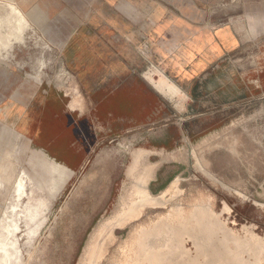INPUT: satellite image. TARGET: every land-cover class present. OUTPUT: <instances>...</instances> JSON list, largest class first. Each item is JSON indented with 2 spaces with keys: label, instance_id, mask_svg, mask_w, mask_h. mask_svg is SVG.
Instances as JSON below:
<instances>
[{
  "label": "rangeland",
  "instance_id": "1",
  "mask_svg": "<svg viewBox=\"0 0 264 264\" xmlns=\"http://www.w3.org/2000/svg\"><path fill=\"white\" fill-rule=\"evenodd\" d=\"M191 4L204 24H231L240 44L208 73L190 113L102 139L81 174L22 148L0 114V264H131L143 233L162 219L179 230L196 203L233 235L246 226L264 240V0ZM13 11L22 15L0 0V106L48 88L81 106L60 47ZM232 136L237 154L224 146ZM184 244L196 254L192 238Z\"/></svg>",
  "mask_w": 264,
  "mask_h": 264
},
{
  "label": "crops",
  "instance_id": "2",
  "mask_svg": "<svg viewBox=\"0 0 264 264\" xmlns=\"http://www.w3.org/2000/svg\"><path fill=\"white\" fill-rule=\"evenodd\" d=\"M7 1L54 39L86 102L72 107L65 93L48 88L0 106L1 120L22 148L72 173L84 171L102 139L190 113L208 73L240 44L231 24L197 19L191 0ZM236 144L232 136L224 146L237 154Z\"/></svg>",
  "mask_w": 264,
  "mask_h": 264
},
{
  "label": "bare ground",
  "instance_id": "3",
  "mask_svg": "<svg viewBox=\"0 0 264 264\" xmlns=\"http://www.w3.org/2000/svg\"><path fill=\"white\" fill-rule=\"evenodd\" d=\"M13 14L23 20L22 15L17 11H13ZM17 186L20 187V183H17ZM256 203L259 206H264L263 203L257 201ZM205 210L206 208L201 206L200 203L192 204V213L189 215L187 223L179 230L166 219L155 222L149 232L143 233L140 240L135 241L136 244L133 245L139 249L136 251L131 250L129 253L132 255L128 257V260L131 264H142V262L145 264L264 263L262 244L249 241L246 237L240 235H233L230 230L219 227L220 221L216 215L208 218ZM156 225L158 227L155 229ZM150 226L141 229L146 231ZM112 227H114L112 223L108 227L106 226L104 235ZM186 237L194 240L196 254L190 255L182 251ZM244 254L247 256H244Z\"/></svg>",
  "mask_w": 264,
  "mask_h": 264
},
{
  "label": "flooded vegetation",
  "instance_id": "4",
  "mask_svg": "<svg viewBox=\"0 0 264 264\" xmlns=\"http://www.w3.org/2000/svg\"><path fill=\"white\" fill-rule=\"evenodd\" d=\"M210 172V171H209ZM211 173V172H210ZM211 175H212V173H211ZM209 176V175H208ZM209 177H212V176H209ZM151 178V177H150ZM213 178V177H212ZM150 180V179H149ZM175 181H177V180H174V181H172V183L173 182H175ZM148 183H149V181H148ZM171 183V184H172ZM177 183H178V186H179V181H177ZM171 184H170V186H169V190H168V192L169 193H171ZM180 188V187H179ZM228 189V191L229 192H231L230 194L231 195H233V196H239V197H241V198H246V195L244 194V193H242V192H240V191H238V190H235V189H230V188H227ZM149 191V190H148ZM149 193H150V191H149ZM181 193H182V191H181ZM260 203V202H259ZM264 204V203H263ZM263 210H264V206H260ZM226 212H230V209L229 210H227ZM246 227V226H245ZM244 227V232H245V236L244 237H246V239L247 240H251V241H253V242H257L258 244H262L263 245V248H264V240H262V239H259L258 237H256V235H255V233L253 232V230L250 228V227H247V228H245Z\"/></svg>",
  "mask_w": 264,
  "mask_h": 264
}]
</instances>
